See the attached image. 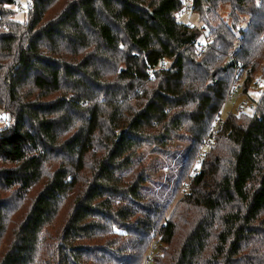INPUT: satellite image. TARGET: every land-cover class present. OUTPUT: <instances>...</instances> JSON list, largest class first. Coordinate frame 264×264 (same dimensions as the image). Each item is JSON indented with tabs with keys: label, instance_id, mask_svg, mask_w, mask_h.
Instances as JSON below:
<instances>
[{
	"label": "trees",
	"instance_id": "trees-1",
	"mask_svg": "<svg viewBox=\"0 0 264 264\" xmlns=\"http://www.w3.org/2000/svg\"><path fill=\"white\" fill-rule=\"evenodd\" d=\"M58 1L31 0L21 23L0 0V264H264V90L212 133L234 85L264 83V0H191L203 52L202 29L176 20L183 0H66L48 18ZM172 136L191 144L163 204L145 167L123 174ZM41 185L9 232L1 194Z\"/></svg>",
	"mask_w": 264,
	"mask_h": 264
},
{
	"label": "rangeland",
	"instance_id": "rangeland-1",
	"mask_svg": "<svg viewBox=\"0 0 264 264\" xmlns=\"http://www.w3.org/2000/svg\"><path fill=\"white\" fill-rule=\"evenodd\" d=\"M30 1L31 0H16V6L11 7V9L17 12L15 18L21 23H27L28 21L27 16L29 12ZM65 1L66 0L58 1V3L51 10L52 13L48 15V18H52L53 14L54 15L60 14L61 11L65 9V7L67 6V2ZM18 5H21L22 8L20 9ZM228 8L229 6H225L220 10L219 13L221 19L224 22L227 21L228 23H230V19H227L229 12ZM189 14L190 15L188 17L182 14L181 22L184 23L185 25L197 27L205 31V29H203V23L200 20L199 15L196 13L195 14L189 13ZM4 19L7 20V17H4ZM247 22H248V18L242 21L244 27ZM1 31H5V30L1 29L0 32ZM206 33L208 34V30H206ZM200 41L203 42V38H201ZM253 85L251 86L254 88V90L248 91L246 93L243 90V88L241 91L240 84L235 86V88L240 87V89H238L240 92L237 93L235 99L226 102L227 104L224 106L219 116L221 120L226 119V117L230 113L233 114L239 113L241 109H244L243 111H245L248 114L252 112V106L257 102V100L260 98L264 90L263 84L255 86L254 83ZM10 121L12 123V118L10 117V114L7 113L4 109H0V131L4 129V127H6L10 123ZM190 144L191 141L186 136L183 137L172 136L168 145L172 150L169 153H163L160 150L154 148L153 146H149V145L144 146L141 149H139L136 158L133 160V166L131 167V169L125 171L123 176L127 180H130L132 177H134L136 173H138V171L141 170L142 167L143 168L145 167L148 175L150 176V180H148L145 187L142 188V191L144 192V194L148 195L151 198L159 200L163 204H165L166 202L168 203L170 202L172 197L175 196L174 194L176 187L175 184L176 181L178 180L177 178L180 172L182 171L184 156L188 151L187 148L190 146ZM205 147L207 151L211 146L207 145ZM203 150L204 148L201 147L200 152L196 158V161L194 162L195 164L193 165L188 175L186 176L185 183L179 192L177 201L182 196L185 195V192L188 190V185L192 182L191 177L194 175V172L199 170L200 165L202 164L201 159L203 157L202 155ZM56 165L57 162L52 161L45 166L46 168L43 173V181L46 182L48 181V179H50L54 171L57 169ZM42 188L43 186L41 185L39 187H35V189L30 190L27 193V195L24 197L25 199L24 200L22 199L21 201H20L21 198H19L18 196L14 195L11 192H6L1 194V197L5 199L7 204L6 224L9 228H11L9 232H11L12 228L16 226V224L20 223L21 220L30 213L29 211L32 208L34 202L36 201L37 195L41 192ZM175 207H176V203H174L173 206L170 208V212L167 218H171L172 214L176 210ZM156 239H157L156 242L152 245L148 253L149 255L153 249L156 250L160 237L157 236ZM155 252L156 251H154V253ZM144 264H153V261L146 260Z\"/></svg>",
	"mask_w": 264,
	"mask_h": 264
},
{
	"label": "built area",
	"instance_id": "built-area-1",
	"mask_svg": "<svg viewBox=\"0 0 264 264\" xmlns=\"http://www.w3.org/2000/svg\"><path fill=\"white\" fill-rule=\"evenodd\" d=\"M184 1V7H183V9L180 11V14H178L177 16H176V20L178 21V22H180L181 21V16H182V14L183 15H186L187 17L190 15L189 13H191V0H183ZM18 7L21 9L22 8V6L21 5H18ZM201 37L204 39V41L202 42V46H201V52H203L205 49H206V47H208L211 43L206 39V37H205V31H203L202 30V34H201ZM260 84H263L264 85V83L262 82V80L260 79V78H258L257 79V82H256V86L257 85H260ZM238 85V84H237ZM237 85H234L233 87H232V90H231V92H230V94H229V96H228V101L229 100H233V99H235L236 98V95H237V93H239L240 91L238 90V89H240V87L239 88H235V86H237ZM241 91H242V87H241ZM243 108V107H242ZM243 109H241V111H242ZM221 125H222V120L220 119L219 121H218V123L216 124V126L213 128V131H212V133H214L213 134V137H215V135L220 131V129H221ZM212 140L211 141H209L208 143H207V145L208 146H211L212 145ZM199 171V170H198ZM198 171H196V172H194V174H196V173H198Z\"/></svg>",
	"mask_w": 264,
	"mask_h": 264
}]
</instances>
